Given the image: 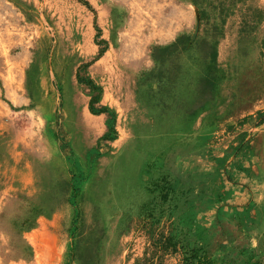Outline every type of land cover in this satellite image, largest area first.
Here are the masks:
<instances>
[{
	"label": "rangeland",
	"instance_id": "rangeland-1",
	"mask_svg": "<svg viewBox=\"0 0 264 264\" xmlns=\"http://www.w3.org/2000/svg\"><path fill=\"white\" fill-rule=\"evenodd\" d=\"M264 264V0H0V264Z\"/></svg>",
	"mask_w": 264,
	"mask_h": 264
},
{
	"label": "trees",
	"instance_id": "trees-1",
	"mask_svg": "<svg viewBox=\"0 0 264 264\" xmlns=\"http://www.w3.org/2000/svg\"><path fill=\"white\" fill-rule=\"evenodd\" d=\"M203 264V263H202Z\"/></svg>",
	"mask_w": 264,
	"mask_h": 264
}]
</instances>
